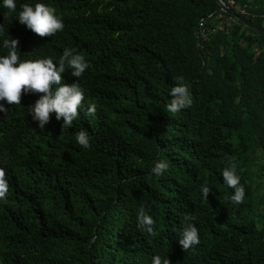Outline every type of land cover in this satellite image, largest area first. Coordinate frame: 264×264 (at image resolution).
<instances>
[{
    "label": "trees",
    "instance_id": "trees-1",
    "mask_svg": "<svg viewBox=\"0 0 264 264\" xmlns=\"http://www.w3.org/2000/svg\"><path fill=\"white\" fill-rule=\"evenodd\" d=\"M223 1L264 30V0ZM25 3L55 8L63 31L40 37L21 25ZM2 5L0 56L13 38L21 60L58 63L67 48L90 67L79 78L62 74L85 95L71 128L54 113L39 128L29 114L38 94L22 95L19 106L0 101L9 183L0 264H153L155 255L171 264H264V36L215 14L218 0H16L9 18ZM178 76L193 102L170 113ZM81 130L87 149L76 141ZM158 160L168 164L162 175L153 172ZM229 160L245 187L239 205L221 175ZM141 206L155 235L137 227ZM187 215L200 243L185 252Z\"/></svg>",
    "mask_w": 264,
    "mask_h": 264
},
{
    "label": "clouds",
    "instance_id": "clouds-1",
    "mask_svg": "<svg viewBox=\"0 0 264 264\" xmlns=\"http://www.w3.org/2000/svg\"><path fill=\"white\" fill-rule=\"evenodd\" d=\"M3 8L8 11L4 14L9 18L17 11L16 0H3ZM21 25L38 34L40 37H53L63 31L65 25L62 17L56 14V9L44 3H36L34 6L27 3L21 6L17 18ZM4 35L3 24H0V36ZM18 39H3L2 46L7 49L6 55L0 56V101H6L9 105H21L22 95L38 94L39 99L34 105L29 106V114L38 122L39 128H45L50 122L52 114L57 120H63L62 128H71L73 121L79 115V109L84 106V90L78 82L71 85L64 83L62 74L71 69L72 76L79 78L90 67L83 55L73 54L71 49H65L58 63L51 57L37 60H21L18 52ZM177 84L171 89V101L167 104V111L176 113L181 109L192 105V97L189 85L184 83V77H175ZM8 109L0 103V113H7ZM96 105L89 104L86 115L95 116ZM77 143L83 148L91 147L88 133L81 130L75 134ZM168 168L167 162L156 161L153 172L162 175ZM221 175L224 184L233 190L228 198L236 205L243 203L245 199V187L241 184V178L237 173V165L229 160ZM212 190L208 186H202L204 198H208ZM9 192V183L6 179V171L0 167V200L6 199ZM195 215H187L184 218L183 228L179 233V244L183 251H188L199 245L198 228L189 221H194ZM137 227L155 235V221L146 213L143 206L138 210ZM153 264H171L169 258H161L160 255L153 257Z\"/></svg>",
    "mask_w": 264,
    "mask_h": 264
},
{
    "label": "water",
    "instance_id": "water-1",
    "mask_svg": "<svg viewBox=\"0 0 264 264\" xmlns=\"http://www.w3.org/2000/svg\"><path fill=\"white\" fill-rule=\"evenodd\" d=\"M218 3L220 5V9L217 10L215 14H222L226 13L230 16H233L238 22L244 24L247 28L256 31L260 35L264 36V30L260 29L258 26L254 25L252 22L247 20L245 17L239 15L235 9H233L231 6L227 5L223 0H218ZM201 42L199 41L198 47H200Z\"/></svg>",
    "mask_w": 264,
    "mask_h": 264
},
{
    "label": "rangeland",
    "instance_id": "rangeland-1",
    "mask_svg": "<svg viewBox=\"0 0 264 264\" xmlns=\"http://www.w3.org/2000/svg\"><path fill=\"white\" fill-rule=\"evenodd\" d=\"M260 164L263 165V164H264V161H263L262 163H260ZM261 175H262V174H261ZM262 180H264V177H263V178L261 177V178H258V179H257L258 182H260V181H262ZM262 192H263V190H260V193H259V194L261 195Z\"/></svg>",
    "mask_w": 264,
    "mask_h": 264
}]
</instances>
